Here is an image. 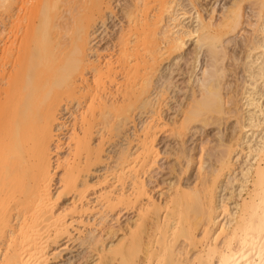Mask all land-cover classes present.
Returning a JSON list of instances; mask_svg holds the SVG:
<instances>
[{
  "label": "bare ground",
  "instance_id": "obj_1",
  "mask_svg": "<svg viewBox=\"0 0 264 264\" xmlns=\"http://www.w3.org/2000/svg\"><path fill=\"white\" fill-rule=\"evenodd\" d=\"M212 1L133 0L101 60L92 41L112 0H0V264H264V0ZM210 127L226 131L188 146ZM172 155L174 179L154 192ZM225 181L237 196L221 197Z\"/></svg>",
  "mask_w": 264,
  "mask_h": 264
},
{
  "label": "rangeland",
  "instance_id": "obj_2",
  "mask_svg": "<svg viewBox=\"0 0 264 264\" xmlns=\"http://www.w3.org/2000/svg\"><path fill=\"white\" fill-rule=\"evenodd\" d=\"M132 1L133 0H116V1L112 0L113 5H115L114 8L116 10L113 9L114 11H112V13L109 14V18H108V21H107V25H108L107 30L105 29V31H104V27H101L94 34V40L92 41V45H94V47H95L94 48V51H96V53H94V54L95 55L96 54H99V57H100L101 60L104 59V58L105 59L108 58L112 54H115L116 51L118 50V48H119L118 43H119V35H120V32L122 31L123 27H124V31H126L127 28H128L127 27L128 26L127 23H129V21H128L129 18L128 17H127V21L128 22L126 23V21H125L126 20V18H125L126 17V14L122 11V8H124L125 6H128L130 4H133ZM227 1L228 0H216L214 5H215V7L217 8L218 11H221V9L223 7L222 5H225V3ZM153 2L154 1H152V3ZM186 3H187V0H185V4ZM147 4L149 6H151L152 9L150 7L148 8V6H146ZM147 4H144L145 6L143 4L140 5V7H139V11L140 12L137 11L138 13H136V14L134 13V14L135 15H137V14L139 15V13H141V10H143V9H146L147 11L150 10V12H147L146 10L145 11L143 10L142 13L145 12L146 14L147 13H149V14L151 13L152 14L155 11V10H153L155 4L152 5L151 2H149ZM134 7L135 6H133V8L131 7V11L132 12L133 11L135 12L136 7L135 8ZM247 10H248V12H250V8L249 7L247 8ZM145 13L142 14V15L140 14V15L143 16V15H145ZM141 16H140V18H141ZM136 18H139V17L136 16ZM184 22H189L190 23L191 22V18H186L184 20ZM124 25H127V26H124ZM125 27H127V28L125 29ZM187 45L190 48L193 46V44H192L191 41H188V44ZM189 47H188V49H190ZM202 60L204 61V59H202ZM181 63H182V67H186L184 60ZM200 71L201 70H199V72ZM181 79H182V76L176 75L175 80L181 81ZM73 108L74 107L69 106L70 112L74 111ZM67 110L68 109L65 110V118H64L65 119L64 122H66L67 124L61 130V131H63V132H61L62 135L59 136L56 139V142L53 145V148H54V146H57V145L59 146L58 148H54L53 149V155H54L53 160L54 161H56L57 158L62 159L67 154V139H66L67 136H66V133L69 130L68 128H73L74 127L73 126L74 125L73 124L74 123L73 117L72 116L70 117V112H69V110L68 111ZM222 129L223 128H221L219 130L217 128L210 127V129L208 130V132L207 133H204L203 135H201L200 133H195L194 136L192 137V140L189 138L188 146L190 147V146H194L195 145V146L199 147V145H200V138L202 136L207 135L208 137L210 136L211 138H213L212 137L213 134L215 136V133H217V132L218 133H221V131H223V132L226 131L225 129L224 130H222ZM250 132H251V130L248 133H250ZM164 136H166V135H164ZM164 136H161V139L159 140V148L162 150V152L163 151H166L167 153H173L174 152V149H176V147H177V142H179V141H176L175 138H172V137L170 138V136H168V135H167L168 138L167 137L165 138ZM260 136L261 135H259L258 138ZM258 138H257V140H258ZM94 139H97L98 140V137H95ZM236 157H238V155H236ZM169 160L163 159V160L160 161V165H162L163 170L160 172L159 175L156 176L155 182L153 183V187L155 189L154 192H158L163 187H166L167 186V182H169L170 180L174 179L173 178V175H171V173L169 172L170 171V168L168 167L172 162L175 161L174 160V156L172 155L169 158ZM249 160H251V157L242 156V158L240 157V165H239V161H237V163L239 165V168H238V170L234 174L237 177H239V179H241V180L243 178L241 169H242V167L244 168L246 165L247 166L249 165V163H248V162H250ZM117 168L119 169V171L121 170V167L120 166L117 167ZM168 168H169V171H168ZM114 173H116V168H111L107 172V174H109L110 177H112L114 175ZM58 174H60V173H59L58 170H56V172H55V180H54L53 189H52L54 194L57 193V188L60 185L59 184ZM235 175L232 176V177H235ZM188 176H189V179H191V180L192 179H195V177H196V170L193 168L191 170V172L189 173ZM225 183H227L229 185L226 184V187L224 185L225 188H223L222 191H221V197H228L231 192H235V194L237 196V194L239 193V190H240V188L242 186V183L241 182L238 183L236 181H234V183L232 182V184L231 183H228L226 181H225ZM71 200H72V198L69 197V196L68 197H64L63 199L60 200V203L58 205H63L64 203H70ZM230 206H231V209L232 210H235L234 209L235 208V201L234 200H231L230 201ZM118 213L119 212L114 213V214H118ZM129 216H131V215H129ZM111 217H114V220L112 221V223L114 224V227L113 228H110L109 229V232L106 230L108 232V234H106V235L104 234L105 235L104 239H105V243L107 244V246H109L111 243L112 244H115L117 241L120 240V238L122 237V234H123V230L122 229L125 227V224L127 222V216L124 213V211L121 212L119 216L118 215H112ZM117 218H120V219L117 220ZM107 227H108V225H107ZM106 231H104V232H106ZM68 257H70V254L64 255V257H63V259L61 260L60 263L63 264ZM95 258H96V256H94L92 258H91V256H89L87 259H85V258L84 259H80L79 258L80 260L78 258H73V262H74L73 264H91V262ZM66 264H68V263H66ZM69 264H72V263H69Z\"/></svg>",
  "mask_w": 264,
  "mask_h": 264
}]
</instances>
